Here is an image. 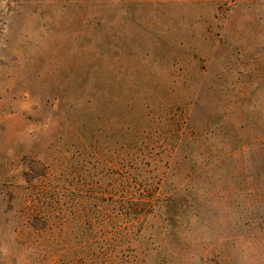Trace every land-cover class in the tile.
Listing matches in <instances>:
<instances>
[{
    "label": "rangeland",
    "instance_id": "374dc122",
    "mask_svg": "<svg viewBox=\"0 0 264 264\" xmlns=\"http://www.w3.org/2000/svg\"><path fill=\"white\" fill-rule=\"evenodd\" d=\"M0 264H264V0H0Z\"/></svg>",
    "mask_w": 264,
    "mask_h": 264
}]
</instances>
